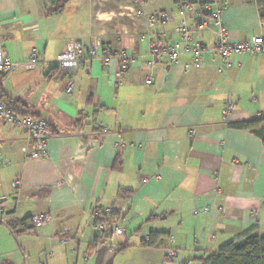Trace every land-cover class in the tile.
<instances>
[{"label":"crops","instance_id":"crops-1","mask_svg":"<svg viewBox=\"0 0 264 264\" xmlns=\"http://www.w3.org/2000/svg\"><path fill=\"white\" fill-rule=\"evenodd\" d=\"M178 8L173 0H0L3 52L21 65L0 75L2 97L50 131L48 157L36 161L21 152L25 130L0 121V151L10 161L0 168V198L10 199L0 236L13 237L24 264H201L253 228L264 237V144L228 126L264 118V54L234 56L225 68L202 52L185 71L191 54L176 33ZM158 13L170 19L150 26ZM223 20L233 41L264 37L254 0L233 3ZM187 24L197 42L215 45L213 26L191 16ZM151 39L178 42L180 62L154 59ZM70 40L100 41L110 64L84 49L76 70L59 67ZM32 48L38 60L29 65ZM122 50L133 56L123 72ZM106 208L115 209L122 235L111 225L97 231L93 214ZM41 212L53 224H18ZM152 232L163 236L143 243ZM172 248L176 256L165 261ZM7 254L0 248V263L21 264Z\"/></svg>","mask_w":264,"mask_h":264},{"label":"built area","instance_id":"built-area-1","mask_svg":"<svg viewBox=\"0 0 264 264\" xmlns=\"http://www.w3.org/2000/svg\"><path fill=\"white\" fill-rule=\"evenodd\" d=\"M203 11L193 9L189 3L182 2L178 4V12L180 19L176 27V33L179 38L185 43L186 49L191 54V62L185 64V71H188L193 66H197L202 52L208 53L211 60L220 61L225 68H231L233 66L232 58L234 56L245 57L248 54H264V37L261 35L252 36L245 41H233L230 31L225 25L223 20L224 12L230 8V6L239 0H204ZM208 14V18H205L203 13ZM198 18L200 20V27L213 26L216 33V43L212 47H206L197 42L191 31L188 28L187 17ZM170 19L166 13H158L151 16L148 19L150 26L155 25L157 22H167ZM100 41H95L88 47H84L81 42L76 40H70L66 43L64 50L57 55L56 63L59 67L74 71L84 61L83 50L85 49L89 56L97 57L102 60L106 65L110 64V57L103 56L98 49ZM150 55L155 58H163L167 60L169 64H178L180 62L181 49L178 42H173L165 47L160 45L151 39L149 42ZM119 68L120 71H125L130 62L133 60V56L128 53L127 50H122L120 55ZM38 60V51L36 48H32L28 53V64L33 65ZM21 65L15 63L8 58L2 48L0 41V75H8L15 71ZM148 67L153 66V61L147 63ZM146 81L150 83L152 78L149 76ZM73 90V83L70 81L67 86L66 92L71 93ZM233 105L227 103L223 110V117L227 118L232 110ZM0 121H3L14 127H21L27 133V144L21 147L22 154L31 160H43L48 157V140L50 138V131L48 129L47 122L38 117H34L30 114H20L12 111L8 108L2 99V93L0 91ZM106 131V129H103ZM10 161L6 155L0 151V168L8 166ZM146 182V179L142 180ZM20 186V182L15 180L12 183V188L15 190ZM16 196L14 197V199ZM10 201L6 198L5 202L0 204V226H4V219L8 214V210L5 208V204ZM17 201V198H16ZM219 210V209H218ZM114 208H106L104 210L95 211L93 217L96 221L95 227L99 233L106 231V228H113L114 235H122L123 230L115 224L113 213ZM202 212H209L208 208L202 210ZM29 223L32 226H43L53 224V218L50 213L41 212L29 216ZM149 239V238H147ZM176 256V251L172 248L167 250L166 257L173 259ZM5 264V263H0Z\"/></svg>","mask_w":264,"mask_h":264},{"label":"trees","instance_id":"trees-1","mask_svg":"<svg viewBox=\"0 0 264 264\" xmlns=\"http://www.w3.org/2000/svg\"><path fill=\"white\" fill-rule=\"evenodd\" d=\"M173 2L175 4L185 2L199 5H203L205 3L204 0H173ZM254 2L258 7L260 18L264 20V0H254ZM8 108L20 114H30L21 113L10 107ZM30 115L34 116L33 114ZM228 126L234 129L249 131L255 136L259 137L264 144V118H253L249 120L232 122L229 123ZM28 219L29 217L23 219L18 224L21 226L24 223L28 224ZM158 236L161 237L163 235L158 232H152L149 235L148 241L143 240V243L145 242V244H151L155 240V237ZM170 260L171 259L165 256V261ZM201 262V264H264V237L260 235L258 228H253L229 241L219 248V250L210 254L207 258L202 259Z\"/></svg>","mask_w":264,"mask_h":264},{"label":"rangeland","instance_id":"rangeland-1","mask_svg":"<svg viewBox=\"0 0 264 264\" xmlns=\"http://www.w3.org/2000/svg\"><path fill=\"white\" fill-rule=\"evenodd\" d=\"M129 235L133 236V233H130V234L128 233V236ZM0 248L6 250V252L8 253L7 256L16 255L17 257H19V251L17 250V246L15 245V240L8 232L5 233L4 237L0 238ZM19 260L21 264H24L23 258L19 257Z\"/></svg>","mask_w":264,"mask_h":264},{"label":"water","instance_id":"water-1","mask_svg":"<svg viewBox=\"0 0 264 264\" xmlns=\"http://www.w3.org/2000/svg\"><path fill=\"white\" fill-rule=\"evenodd\" d=\"M6 198H0V204L5 202Z\"/></svg>","mask_w":264,"mask_h":264}]
</instances>
